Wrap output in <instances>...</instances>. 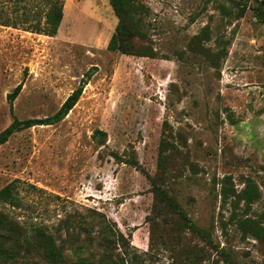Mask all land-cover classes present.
I'll use <instances>...</instances> for the list:
<instances>
[{"label": "rangeland", "instance_id": "obj_1", "mask_svg": "<svg viewBox=\"0 0 264 264\" xmlns=\"http://www.w3.org/2000/svg\"><path fill=\"white\" fill-rule=\"evenodd\" d=\"M126 1L128 51L109 0H63L54 35L40 0L2 1L26 20L0 24V132L82 90L0 143V211L67 264H264V0Z\"/></svg>", "mask_w": 264, "mask_h": 264}, {"label": "trees", "instance_id": "obj_2", "mask_svg": "<svg viewBox=\"0 0 264 264\" xmlns=\"http://www.w3.org/2000/svg\"><path fill=\"white\" fill-rule=\"evenodd\" d=\"M3 0H0V24L9 25L10 23L15 24L16 21L24 22L26 20L24 14L22 18L16 20L10 17L5 11L3 6ZM110 5L115 10V13L119 16V22L115 28L114 33L111 35L108 47L110 49H122V51L130 50V44L125 39L129 36L124 27L127 24V19L123 12L120 11V7L127 3L126 0H109ZM41 18L37 19L36 22L30 27L33 31L54 35L61 23L63 16V0H40ZM120 39V42H119ZM124 41V42H123ZM20 84L16 85L12 92L8 94V100H11L17 95L20 90ZM82 87L79 86L74 89L63 101L58 110L51 116H47L42 119L28 118L19 120L14 117L12 123L0 132V143L4 142L7 137L14 130L20 129L21 127H28L33 124L39 123H53L60 120L67 111L73 106L81 93ZM0 200L10 205H16L17 199L13 191V184L8 183L0 188ZM30 234L33 235L30 238ZM100 237L105 239L106 235L101 231ZM57 247V246H56ZM54 246V240L50 235L40 226H33L26 228L21 226L14 218L8 214H4L0 211V259L3 262L0 264H15L16 256H29L31 254H37L39 256H58L54 258L57 264H67L62 258L64 254L59 251V247ZM9 261V262H8ZM77 264H91L85 259H81ZM95 264H107L102 256Z\"/></svg>", "mask_w": 264, "mask_h": 264}]
</instances>
